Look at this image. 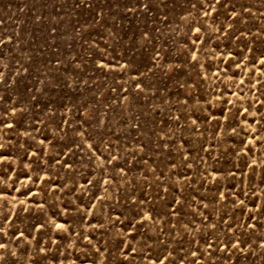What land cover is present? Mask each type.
I'll use <instances>...</instances> for the list:
<instances>
[{"label":"rangeland","instance_id":"374dc122","mask_svg":"<svg viewBox=\"0 0 264 264\" xmlns=\"http://www.w3.org/2000/svg\"><path fill=\"white\" fill-rule=\"evenodd\" d=\"M0 264H264V0H0Z\"/></svg>","mask_w":264,"mask_h":264}]
</instances>
